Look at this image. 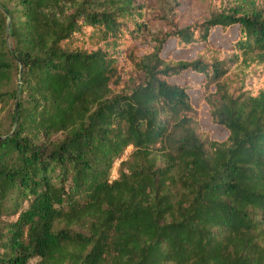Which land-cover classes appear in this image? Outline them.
Masks as SVG:
<instances>
[{"label": "trees", "instance_id": "1", "mask_svg": "<svg viewBox=\"0 0 264 264\" xmlns=\"http://www.w3.org/2000/svg\"><path fill=\"white\" fill-rule=\"evenodd\" d=\"M185 1L0 0V264H264V0Z\"/></svg>", "mask_w": 264, "mask_h": 264}, {"label": "rangeland", "instance_id": "2", "mask_svg": "<svg viewBox=\"0 0 264 264\" xmlns=\"http://www.w3.org/2000/svg\"><path fill=\"white\" fill-rule=\"evenodd\" d=\"M149 2L151 4V8L149 9V15L159 14L166 16L168 19L171 18L170 6H172V0H149ZM206 12H207V7L205 0H186L185 7L183 9L182 20L179 22V26H184L185 22L195 20L200 15ZM149 24L152 31L158 32L160 29H162V26L165 23L158 19H153L150 21ZM233 33H234V27H231L229 29V33L224 35L221 33L219 28H215L211 31L209 38L215 44H220L223 47H227L229 45L230 38L232 37L231 35ZM202 46L203 44H196V45H191L188 48H184V49H180V48L172 49L171 55L177 59L191 58L194 55V52L197 49L201 48ZM172 47H173V42L169 41L165 46V50L167 51ZM172 81H176L178 83L187 84L191 86L196 82V79L193 74L184 73L182 74L181 77L177 79H172ZM191 94L193 96V101L196 103L197 102L196 92L191 91ZM198 112H199L201 128L205 131H208L211 138L222 140L226 137V131L222 127L212 124L210 117L208 116L204 107H200ZM130 150H131L130 148L127 149V151L124 154V158L130 152ZM114 177H115V171L113 170L111 173V179H113Z\"/></svg>", "mask_w": 264, "mask_h": 264}, {"label": "water", "instance_id": "3", "mask_svg": "<svg viewBox=\"0 0 264 264\" xmlns=\"http://www.w3.org/2000/svg\"><path fill=\"white\" fill-rule=\"evenodd\" d=\"M17 107V106H16Z\"/></svg>", "mask_w": 264, "mask_h": 264}]
</instances>
